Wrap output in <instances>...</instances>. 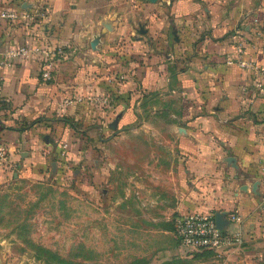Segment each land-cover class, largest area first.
<instances>
[{
	"label": "crops",
	"instance_id": "0c3cea01",
	"mask_svg": "<svg viewBox=\"0 0 264 264\" xmlns=\"http://www.w3.org/2000/svg\"><path fill=\"white\" fill-rule=\"evenodd\" d=\"M3 7L36 20L0 17L8 150L0 189L72 167L78 197L93 204L99 262L264 264V97L241 91L251 78L233 61L240 43L244 59L264 67V0H0ZM20 45L65 54L45 78L38 57L9 55ZM78 94L84 100L64 103ZM99 94L109 104L88 103ZM183 212H224V230L240 232L242 246L220 256L182 248L172 222ZM23 241L1 236L0 264L23 262Z\"/></svg>",
	"mask_w": 264,
	"mask_h": 264
},
{
	"label": "rangeland",
	"instance_id": "374dc122",
	"mask_svg": "<svg viewBox=\"0 0 264 264\" xmlns=\"http://www.w3.org/2000/svg\"><path fill=\"white\" fill-rule=\"evenodd\" d=\"M66 172L0 189V237L24 240L20 264H110L93 249L92 201L78 197L77 178Z\"/></svg>",
	"mask_w": 264,
	"mask_h": 264
},
{
	"label": "built area",
	"instance_id": "2783aa9c",
	"mask_svg": "<svg viewBox=\"0 0 264 264\" xmlns=\"http://www.w3.org/2000/svg\"><path fill=\"white\" fill-rule=\"evenodd\" d=\"M47 10L41 12L40 17H46ZM0 17L10 20H25L33 23L36 20V14L31 12H22L16 9L0 8ZM255 21V20H254ZM235 56L234 62L236 66L246 72L251 78V84L242 86L241 91L251 89L257 95L264 97V67L244 59V49L242 44L234 46ZM65 54L62 46L50 47L48 45H20L11 49L9 55L13 57L32 58L38 57L45 78H50L52 72L56 69L58 60ZM229 62H232L229 61ZM121 79L123 77L120 76ZM84 100L83 95H75L67 97L65 104L81 102ZM88 103L99 106L109 104L108 95L99 94L87 98ZM68 145H63V154L65 155ZM8 159L7 146L0 143V164H4ZM72 167L67 166L71 170ZM236 222H240V218L236 215L232 217ZM215 218L211 213H180L175 216L172 222V228L176 239L182 248L189 251L208 250L215 255L220 256L224 249H237L242 246L243 238L240 232H227L220 230L215 226Z\"/></svg>",
	"mask_w": 264,
	"mask_h": 264
},
{
	"label": "water",
	"instance_id": "95a60500",
	"mask_svg": "<svg viewBox=\"0 0 264 264\" xmlns=\"http://www.w3.org/2000/svg\"><path fill=\"white\" fill-rule=\"evenodd\" d=\"M173 34H175V31H173ZM225 162L228 163L229 165L235 167L237 169V164H236V160H235V157H232V156H228L225 158ZM56 163L54 162L53 163V168H54V171L56 170ZM79 172V170L77 169L75 171V173L77 174ZM258 183L259 181L256 180L253 182V184L251 185L250 187V190L253 192V193H257V186H258ZM247 190V187L246 186H242L241 187V191H246ZM214 218H215V226L220 229V230H223L225 227V225L227 224L228 220L225 219V213L224 212H217L214 214Z\"/></svg>",
	"mask_w": 264,
	"mask_h": 264
}]
</instances>
